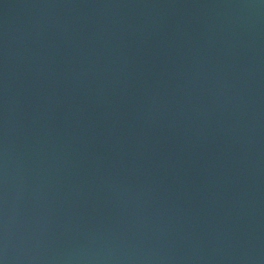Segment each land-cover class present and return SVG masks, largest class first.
<instances>
[{"label":"water","instance_id":"95a60500","mask_svg":"<svg viewBox=\"0 0 264 264\" xmlns=\"http://www.w3.org/2000/svg\"><path fill=\"white\" fill-rule=\"evenodd\" d=\"M0 264H264V0H0Z\"/></svg>","mask_w":264,"mask_h":264}]
</instances>
